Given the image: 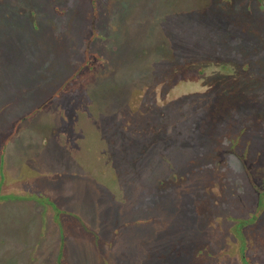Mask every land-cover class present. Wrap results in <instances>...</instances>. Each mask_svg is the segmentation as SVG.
I'll list each match as a JSON object with an SVG mask.
<instances>
[{
	"label": "trees",
	"instance_id": "1",
	"mask_svg": "<svg viewBox=\"0 0 264 264\" xmlns=\"http://www.w3.org/2000/svg\"><path fill=\"white\" fill-rule=\"evenodd\" d=\"M27 1L31 6H33V3L40 4L47 1L46 3L50 4V10L57 17L69 13L67 11L70 0H64L63 3L58 0ZM141 1L135 3L139 4L138 2ZM225 1L228 4L224 3ZM137 4L134 5L135 8ZM204 4L206 3L199 5L201 7L198 9V11L200 10L199 13L193 11L192 8L181 11L182 13H189L191 19H195L193 13H198L203 16L202 21L207 22V11H211L215 5L217 11L222 13L229 11L232 13L243 12L244 18L235 21L225 15L226 18H223V22L219 23L220 20L213 17L214 34H192L198 27L194 23L191 25L190 22H181L174 16L164 21L166 24L163 29L168 32L178 30L177 34H147V23H142L140 27L135 28L139 33L133 34L131 40L122 36L120 38L124 45L122 43L120 47L118 45L113 47L117 52L122 50L123 56L120 60L125 57L123 61L121 60L123 65L120 67L126 66L129 68L127 71L121 68L122 73L119 71L120 67L116 68L114 64H109L102 71L103 73L99 72V67H95L96 59L102 56L99 50L108 49V41L112 39L110 34H103L105 39L100 38V34H81L83 45L72 55L69 49L70 44L74 43L79 34H58L57 37L52 35L54 40H41L43 43L36 44L37 49L42 47L45 51L43 54H46L47 58L43 63L35 60V66L31 65L29 71L25 69V73L28 72L25 77H29L31 88L27 90L23 86L15 90L14 99L11 103L13 108H2L5 109V112L3 120H0V204L8 200L16 202L23 199L24 202L33 201L36 206L43 205L46 209L49 205H53L55 223L59 225L62 234L59 251L60 253L63 252V259H65L67 253V246H70L72 248V253H69L70 256L73 259H78L82 254L84 255L83 264H88L89 256L86 249L93 247L88 239H92L97 235L98 246L95 247V254L102 264H110L115 256L116 259L118 256L119 260L117 259L115 262L119 261V264L122 263L123 258L128 264H149V262H153V264H173L172 259L176 257L181 258V262L184 263L183 259L189 258L187 249L194 243L191 238L196 228L197 241L203 232L206 234V237L199 241V243H206L204 252L210 257L209 261L205 260V264H227L228 261H234L233 259H238L240 264L244 262L255 263L254 252L251 251L246 255H242L240 246L243 244L242 240L246 239L248 241L247 244H244V248L250 247L252 231L249 230V225L258 222L262 217L264 218V113L262 111L260 114L257 112L250 114L248 112L245 118L236 116V113L237 107L240 106L238 100L242 101L248 98L247 102L252 103V100L253 103L259 102L261 107L264 108V94L258 96L259 93H257V96L251 97L254 92L249 90L251 85H255V81H258L255 78L257 77L256 71L252 70L254 53L263 51L264 45L262 44L258 48L256 45L259 42L256 41L254 49L249 55H241L240 51H234L232 47L244 38L249 41L251 37L248 34H259L261 38L264 36V13L261 7L263 5L260 0H220L212 6L207 4L205 7ZM150 6H153V4H150ZM156 8H160L159 4H156ZM139 9L142 8L139 7ZM135 10L133 11L134 15L138 14V11L135 13ZM30 15L33 17V12H30ZM207 18L210 22L212 21L211 17L207 16ZM134 24L133 22L132 25L134 26ZM241 24L251 26L255 32L244 33V27ZM92 28L94 29V27ZM196 31H199V28ZM216 37H221L224 43L217 44ZM98 38L100 41L96 45L97 48L92 50L90 48L91 43L92 41L96 42ZM180 38L185 44L184 49L182 47L181 51ZM198 38H203L205 41H208V38L211 40L210 57H208V52H192L191 43L195 39L198 40ZM153 39L161 44L158 54L153 50L151 42ZM217 45L219 46L217 47ZM21 48L22 39H20L19 44H16V41L12 42L7 50L0 52V58H8L5 67L0 68V82L5 79L11 86L15 77H24L23 71L19 72L13 65L19 56L23 57L20 51ZM180 53L181 60H179ZM68 55L71 57L67 58ZM188 56H191V58L189 59ZM66 58L70 61L67 64L68 69L62 71L55 70L52 67L49 70V67L53 66L54 60L63 61ZM235 58L238 59V62L235 61ZM145 62H150L154 66L150 70H146L144 68ZM208 62H213L216 66L214 67L223 72V76L218 74L220 78L212 79L213 77H210L208 73L210 68L207 65ZM176 63H188L190 66L192 64L194 69L188 65L191 69L174 84L175 77L172 80L170 77L165 79L164 76H167V71ZM180 68H184V66ZM258 70L260 71L259 68ZM114 71L116 72L114 73ZM134 71H141V76L136 82L131 77ZM127 72L128 74L125 75ZM60 73H67V76L58 83L55 80V74ZM261 73L262 76L259 74V78H261L259 81L260 83L263 82L262 87L264 88V71ZM83 74L88 75L87 81H84V83L83 81L78 82ZM244 74H247L248 78L239 82V78L243 77ZM50 81L55 84H51L52 90L48 94L49 91L46 86L50 84ZM177 84L180 85L176 89ZM117 87L119 92L114 90ZM34 88H36V92L29 95V91ZM38 88L42 89L40 96L37 94ZM218 88L224 95V98H221L223 102L212 106V116H210L201 111V108L209 102L207 101L208 93L211 94V92H214L213 89ZM256 90L261 91V89ZM122 95L129 96L127 98L128 102L117 111H111L112 101L114 99L122 100ZM133 95L136 96L134 100L131 99ZM177 97H179L177 101L172 100ZM188 98L201 104L197 113L193 114L192 111L187 110L188 102L180 103V108L177 109L176 103ZM22 100L23 103H28L26 109L20 107L23 104ZM66 100H69L70 103L66 104L65 111H62L61 108ZM131 101L139 103L135 115L129 114L127 111L130 106H137L131 104ZM91 104L99 106L101 118L91 121V131L83 129L84 127L81 124L79 139L82 140L83 145H86L88 140L86 137L95 130L97 134L93 138L98 139L100 134L99 141L102 150L100 148L96 157H88V159L93 161L103 160L108 153L110 161L114 162L117 175L119 174V180L128 179L130 183L127 188L132 192L135 191L133 190L135 187H139L138 182L143 181L147 175L153 176V172L159 169L161 164H166L167 157L172 161L169 165H174L169 170V175L160 174L156 186L142 185L146 194L145 197L134 193L121 197L116 191L114 197L113 186L108 185L110 191L101 194L102 198L99 203L108 204V201L111 202L112 198L114 202L118 199L120 206H118L119 210L114 212L115 215L110 213L111 216L104 217L103 220L100 217L101 224H99L98 217L95 214L99 210H107L106 207L96 206V208L89 209V201L86 202V205L82 204V206L73 205L70 201L62 204L61 201L64 198L51 201L41 190V188L53 187L56 182L59 184L58 181L61 176L70 175L72 171H80L81 166L78 162L71 163L72 150L70 151V148L67 150L66 146L61 148L57 145L52 154H49V157L44 160L29 156L27 159L15 158L14 160H17V163L14 162L18 164L16 166L21 173L17 180L28 178L32 180L31 185L27 187L26 192L17 188L14 191L3 192L5 183H8L9 178V158L11 159L13 156V149L19 146L12 143V140L15 137H18V142L26 140L25 136H27L26 133L29 130L46 145L49 142L56 141V136L63 132L71 135L72 139L70 141L75 140L76 138L72 137L73 133L70 132V127L79 121L81 123L85 120L84 126H86L88 118L92 114L89 112ZM185 104H187V107L181 110ZM16 109L24 110L21 113L19 110L17 112ZM167 121L171 123L170 130L165 128ZM26 127L29 128L28 131H26ZM161 127L163 129L158 132ZM21 135L22 138L19 140ZM204 145H210L209 150L214 158V161L208 165L211 166L209 172L200 169L198 166L201 165V162L198 161L197 153L200 149V154H203ZM191 147H196L195 156L191 151ZM72 152L76 151L73 150ZM157 153L159 155L166 154V156H163V163L157 162ZM176 153H178V156L175 155ZM23 155L27 156L28 154ZM82 156L81 153L78 155V157ZM82 161L80 160V162ZM193 161H196L197 167L192 166ZM126 162L130 166H127L123 174L118 165ZM163 168L165 169V165ZM25 169L28 170L27 173L22 172ZM234 169L239 174L236 181L232 180ZM202 176H208L209 178L207 181L201 182L200 178ZM49 180L53 181L51 185H43ZM116 186L120 189L124 188V185H120L118 181ZM246 187L251 188L246 193V197L251 199L248 210L243 211L240 208V210H236L230 207L228 211L226 207L227 212L225 213L229 215V219L235 218L236 225L241 228L238 236V234L233 233L234 229L231 230L230 223L227 224V228L222 227L221 214L223 213H219V208L222 206L224 199L229 198L231 199L230 204L234 206V196ZM33 188L38 190H31ZM222 189H224L223 196L219 197L218 193ZM54 191H56L55 188ZM111 191L114 192L112 197ZM172 191L174 198L168 197V192L171 193ZM206 193L211 196L210 200L206 198ZM85 198L92 197L89 194ZM198 206H203L199 212ZM177 213L180 215L177 216ZM193 214L197 215L199 220L193 218ZM169 217L173 220L168 219ZM148 221L153 223V232L142 236L140 232L143 229L141 227L145 224L148 225ZM136 222H139L141 226L137 227ZM162 225L169 226L171 230L173 229V232L175 228L180 229L176 236L175 233H170V237L167 239H163V236H157L158 240L153 237L154 232L162 229L160 228ZM187 227L188 230L185 231ZM20 228L25 229L23 226ZM181 231L183 232L181 233ZM104 232L107 234H104ZM187 232H189V235H187ZM39 233L42 236L43 243L46 236L45 223L41 224ZM69 233H71L70 236ZM64 236L66 237L64 238ZM38 241L41 240L38 239ZM39 245L34 243L28 246L30 247L31 256H37ZM76 250L78 251L76 252ZM60 253L57 256L58 264H61L59 260ZM159 259H164V263ZM43 264H46L45 260Z\"/></svg>",
	"mask_w": 264,
	"mask_h": 264
},
{
	"label": "rangeland",
	"instance_id": "2",
	"mask_svg": "<svg viewBox=\"0 0 264 264\" xmlns=\"http://www.w3.org/2000/svg\"><path fill=\"white\" fill-rule=\"evenodd\" d=\"M58 1L61 3L64 2V0H58ZM137 1L139 0H70L67 11L69 13L64 14L61 17L59 16L57 17V15H55V13L50 10V4L46 3L47 1L41 2L40 4L33 3V6H31V4L27 0H0V52H4V50H7L11 46L12 42L16 41V44H19L20 39H22V48H21L22 50L20 51L22 52L21 55H23V57L21 58L19 56L17 61H15L16 63H14L13 65L15 68L19 70V72L23 71V75H24V77H20V76L15 77L11 86L10 83H8L5 79H3V81L6 83H4L3 81L0 82V120L2 121L4 118L5 109L6 108L9 109L12 107L11 103L13 102L14 99V91L20 87L22 88L23 86L26 87L27 90L31 88L32 85L30 84L31 81L29 77L28 76L25 77V74H28V72L25 73V69L29 71L30 70L29 67L31 65L35 66L36 65L35 60L41 63L45 61V59L47 58L46 54H43V52L45 51L40 46H39L40 48L37 49L36 44L43 43L41 42V40H51V41L54 40L52 35H54V37H57L59 36L58 34H70V33L79 34L78 37L75 39L74 43L70 44L71 47L69 49L72 55L73 52H77L79 48H81V45H83V40L80 37L81 34H100V38L102 39H105V36H103V34H110V37L112 39L111 41H108V49L99 50L100 51L99 53L102 56L98 57L95 61V67H99V72L100 71L102 72L108 67L109 64L116 65V68H119L121 65H123L122 61L125 59V57L121 59L122 61L120 60V58L123 56L122 50H119L117 52L116 49H114L113 47L115 45H118L120 47L122 43L124 45V42L120 38L122 36L123 37L125 36L124 38L131 40L133 34L139 33V31H137L135 28L140 27L142 23H147L146 24L147 34H162V35L177 34L178 30H176V32L175 31L168 32L163 29V27L166 24L164 21L169 17L174 16L177 17L178 20H180L181 22L182 21L190 22L191 25L194 23L196 27L199 28V31H196L198 29L197 28L195 29V31L192 32V34H214L215 27L213 25V17L217 20H220L219 23L223 22L222 19L226 18L225 15H227V17H230L231 20H235V21L242 20V18H244L243 12L232 13L229 11L222 13L221 11H217L216 6L214 5L211 11H207V16L211 17L212 21L210 22L207 16H206L207 22L202 21L203 16L198 14L200 12V10L198 11V9L201 8L199 5L206 3L204 4V7L207 4L209 6H212L213 4L220 2V0H142L141 2H138L139 4L135 3ZM260 1H262L263 6L261 7L264 13V0H260ZM224 3H226V1ZM136 4L137 6L135 8L134 5ZM150 4H153V6H150ZM156 4H159L160 8H156ZM139 7L142 9H139ZM186 8L189 9L192 8L193 11L194 10L198 11V13H193L195 14V19H191L189 13L187 12L182 13L181 10L185 11L184 9ZM134 10L135 13L138 11V14L134 15L133 14ZM30 12H33V17L30 15ZM131 20L132 23L134 22L136 25L134 24L133 26ZM241 25H243L244 27L243 28L244 33L255 32L254 28H252L251 26L246 24H241ZM92 27H94V29ZM248 36L251 37L249 41H246L247 38L246 39L244 38L243 40H240L239 43L234 44L232 49L234 51H240L239 53L241 55L243 54L249 55L250 53H252L256 41L259 42L256 45L258 48L261 47L262 44L264 45V36L262 38L261 36H259V34H248ZM221 37H216L215 40L216 43L219 45L220 43H224V41L221 40ZM99 41H100L99 38L97 39L96 42L92 41L90 48L92 50L96 49L97 48L96 45L99 43ZM179 41H180V51H181V48L185 44L181 38L179 39ZM151 42L154 52L158 54L160 52L159 47L161 44L157 43L155 39L151 40ZM189 42L191 43L192 41ZM211 45L212 42L211 40H209V38L208 41L203 40V38L201 39L198 38V40L195 39L191 43L192 52L193 53L208 52L209 53L208 57H210L209 48ZM219 45H217V47ZM182 49H184V47ZM254 54H255V58L253 60V64L255 66L252 65V70L256 71L257 77L255 78L259 81L261 80V78H259V74L262 76L261 72L264 71V50L259 53L255 52ZM70 57L71 56L68 55L67 58ZM188 57L189 59L191 58V56ZM67 58L63 59V61L58 59L54 60V62L52 63L53 66L49 67V70H51V68L54 67L55 70L58 69L65 71L66 69H68L67 64H69L70 62L69 59ZM7 59L8 58L5 59L3 57L0 58V66H1L0 68L3 69L5 67V63H7L6 62ZM179 60H181V53L179 56ZM235 61L238 62V59L235 58ZM188 65H189L188 63L185 64L176 63L175 65H172L171 67L174 69L171 68L170 70L167 71L168 74L167 76H164L165 79L166 78L168 79V77H170L173 80V78L175 77L174 78V84H175L182 76L186 75L185 73H187L191 68L194 69V66L192 64L191 66L189 65L191 68L188 67ZM207 65L210 67L208 73L210 77H213L212 79L220 78L218 77L220 75L223 76V72L215 68L216 66L213 62H208ZM153 66L154 64L151 65L150 62L149 63L145 62L144 68H146V70H150V68H152ZM183 66L184 68H180ZM121 68H123V70L126 71L129 70L128 67L122 66L119 68L120 72L122 71ZM258 68L260 69V71L258 70ZM115 72L116 71H114V73ZM128 72L125 73V75H127ZM55 75H56L55 76L56 82L58 81V83H60V81H62L67 76V73L66 74L60 73ZM87 76L88 75L83 74L82 77L79 78L78 82L83 81L84 83V81H87L88 79ZM140 76H141V71H134L131 75V77L134 78L135 82L138 80V78H140ZM245 78H248L247 74H244L243 77L241 76L238 81L240 82V80H243ZM258 81H255V85H251V88L249 89L254 92V94H252L251 97H253L254 95L257 96V93H259L258 96L264 94V88L262 87L263 82L260 83V81L259 82ZM113 83L114 81L110 85L111 87L113 86ZM51 84H55V83H52V81H50V84H47L46 86L47 90L49 91L48 94H50L52 90ZM179 85L180 84H177L175 88L177 89ZM110 86L108 87L110 88ZM256 89H261V91H257ZM114 90L119 92L118 87L115 88ZM41 91L42 89L38 88L37 90V94H39L38 96H40ZM213 91L214 92H211V94L208 93L209 94V96L207 97V101H209L208 104H204V106L201 108V111L209 114L210 116H212L211 115L212 106L221 104L223 102L221 98H224V95L221 93L220 88L213 89ZM34 92H36V88L30 90L28 94L29 95L30 93L34 94ZM38 96L37 98L39 100ZM128 97H129L128 95H122L121 96L122 100L114 99L111 103V109H112L111 111H117L118 109L123 107L128 102L127 101ZM135 98H136L135 95L131 96V99L134 100ZM178 98L179 97L174 98L172 100L177 101ZM248 99H244L242 101L238 100L240 106L237 107L238 110L236 116H239L240 118H245L248 112H250V114L254 112L260 114L261 111L262 113H264V108L261 107V103L259 102L253 103V100L251 101L252 103H250L247 102ZM30 100H31V96H30ZM185 102L189 103L188 107L187 104H185V106L182 107L181 110H184L187 107V110L192 111L193 114L195 112L197 113L199 108L201 107V104L198 101L194 99L191 100L188 98L181 100L179 103H176L177 109L180 108L181 105L180 103L183 104ZM68 103H70V101L66 100L65 104L61 108L62 111H65V106ZM131 104L137 106H130L129 108H127V111L129 112V114L135 115V111H137L139 108V103L136 101H131ZM90 106L91 107L89 109V112L92 113L90 114L92 117L90 116V118H88V123L86 124V126H84V123H86L85 120L84 122L81 123L79 121L77 124H73L70 127L71 130L70 132L73 133L72 137L76 138L75 140L70 141V139H72L71 135H68L66 132H63L56 136L55 138L56 141L49 142L46 145L41 141L39 137H36V135L33 132H31L28 127H26L27 128L26 131L29 130L26 133L27 136H25L27 138L26 140L24 141L22 140L21 142H18L17 141L18 137H15V139L12 140V143L14 144L16 143L19 146L13 149L12 152L13 156L11 159L9 158V162H8L9 178L7 181L8 183H5V189H3V192L14 191L16 188L26 192L28 190L27 187L31 185L32 180H29L28 178L24 180L23 179L17 180L18 176L21 173L19 168H17L16 166L18 164H15V162L17 163V160H14L15 158L22 157L23 159H27L29 156L31 158L38 157L39 160L40 158L44 160L49 157V154H52V152L55 150L57 145L60 146L61 148H64L66 146L67 150L70 148V151L71 150L76 151V152L71 151V158H72L71 163L74 164L78 162L81 166L80 171H72L70 175L61 176L59 177V181H60V182L58 181L59 184H57L56 182L53 187L41 188V190L44 191V193L51 199V201L54 200L58 201L57 199L62 200V198H64L61 201L62 204H65L70 201V203H72L73 205L82 206V204L86 205V202L89 201L90 202V206H88L89 209L96 208V206L106 207L107 210L102 209L95 214V216L98 217L99 224H101L100 217H102L103 220L105 219L104 217H108L109 215L111 216V214L113 215L115 211L119 210L118 209V206H120L118 204L119 201L118 199L115 200V202L113 201V199L111 198L112 193L116 191L117 194L121 197L129 196L132 193L140 194L145 197L146 194L144 192V188L142 185L148 184V186L149 185L156 186L160 174L163 175L165 174V176L169 175V170L173 168L174 165H169V163H172V161L170 160V158L167 157L165 160L166 164H161L160 168L153 172V176L147 175V177L144 178L143 181H141L140 183L138 182L139 187L133 186L135 187L133 189L135 191L132 192L129 190V188H127L130 183L128 179L119 180V174L117 175L114 162L110 161L108 153L107 155H105V159L103 160L93 161L88 159V157L89 158L96 157L100 148L102 150L99 141L100 134L98 135V139L93 138V136L97 134L95 130H93L86 137L88 139L86 145H83L82 140L79 139L80 138L79 134H81V124L82 127H84L83 129H85L86 131H91L92 130V128H90L91 121L101 118L100 116L101 111L99 106L97 104L96 105L91 104ZM3 107L5 109H2ZM20 107L26 109L28 107V103L24 102L23 104L20 105ZM18 110L19 112L22 113L24 109H16L17 112ZM165 128L169 130L171 129L170 121L166 122ZM162 129L163 127L159 128L158 132ZM21 138L22 135L19 137V140ZM209 148L210 145H204L203 154H200V149L198 150L197 153V157L199 158L198 161L201 162V165H198L199 168L202 170H206L208 172L210 171L209 168L211 167L208 166L209 163L214 161L213 154L210 152ZM191 151L195 156L196 147H191ZM25 153H27L28 155L27 156L23 155ZM80 153L83 154L82 157H78ZM175 155L178 156V153H176ZM163 156H166V154L159 155L157 153L156 160L158 163L164 162ZM34 160H38V159H34ZM80 160L83 161L80 162ZM18 162H20V160H18ZM195 162L196 161H193L194 163L192 164L193 167H197L196 166L197 164H195ZM164 165H165V169L163 168ZM118 166L119 169L121 168L122 170L121 172H123L124 174L127 166L129 167L130 165L129 163L126 162ZM203 166L205 167L203 168ZM27 171L28 170L25 169L22 172L27 173ZM238 176H239L238 171L234 169L232 174V180L236 181V178L238 179ZM208 178H209L208 176H202L200 179L201 182H205L207 181ZM117 181L119 182L120 185L121 184L124 185L123 189H120L118 186H116ZM52 183L53 181L49 180L48 182H45L43 185L49 186ZM108 185L113 186L112 188L114 190V192L111 191V197L109 195V197L111 198V202L108 201V204L107 203L100 204L99 200L102 198L101 194L109 190ZM158 185L160 186V184ZM54 188L56 191H54ZM246 189L242 188L241 192L237 193L234 196V200H235L234 206L230 204L231 199L229 198L227 200L224 199V201L222 202V206L219 208L220 209L219 213H223L221 214L222 227L227 228L228 227L227 224L230 223L231 230L234 229L233 233L235 235L238 234V236L241 228L238 227V225H236L237 222L235 221V218L229 219V215L225 213L227 212V208L229 211L230 207L236 210H240V209L243 211L248 210L247 208L251 204V199L249 197H246V193L249 192L251 188L246 187ZM31 190H38V189L33 188ZM223 191L224 189L220 190V192L218 193L219 197L223 196ZM116 192L114 193V197L116 196ZM89 194L91 195L92 198H88V199L85 198ZM172 194L173 191L171 193L168 192V197L174 198ZM206 194H207L206 198H209L210 200L211 196H209V193ZM21 200L22 201L17 200L16 202L8 200L7 202L0 204V264H43L44 260L46 264H58L57 256L60 253V251H58L59 248L58 246L61 244L60 239H62V236L60 235V233H58V230H56L54 226L55 224V219L53 216L54 206L49 205V207L46 209V207L43 205L36 206L33 201L24 202L23 199ZM17 206L18 207L21 206V207L18 209ZM198 207H199L198 209L199 212L203 208V206H198ZM179 215L180 214L177 213V216ZM193 215H194L193 218H197V220H199L197 215L195 214ZM168 219H172V218L169 217ZM20 220H22V222H20ZM42 223L46 224L48 230L47 231L48 236H46L45 239H48L49 241H46L45 243L44 242L42 243V236H40L39 233V229ZM106 223L109 224L108 221H106ZM136 225L137 227L141 226L139 222H136ZM21 226L23 227L26 226L27 232L25 231V229L22 230L20 228ZM152 226H153L152 221H148V225L147 224L143 225L141 227L143 229V231L141 230L140 232L141 235L146 236L150 234V232H153ZM160 228L162 229L155 230L154 232L153 237L156 239H158L157 236H161V237L163 236V239H167L168 237H170V233L172 234L175 233L176 236V234L180 229L179 228L177 230V228H175L173 232L172 231L173 229L171 230V228H169V226L167 225H162ZM187 230L188 227L185 229V231ZM249 230L252 231L251 239H250L252 241L251 244L249 245L250 247H247L246 249L244 248V244H247L248 240L243 239L242 240L243 244H241L240 246L241 249L240 251L241 253H243L242 255H246V253L251 251L254 252L253 255L255 258L254 264H264V218L262 217V219H259L258 222H254L253 224H250ZM182 232L183 231H181V233ZM196 233H197V229L195 228L191 238L192 242L194 243H192V245L189 246V249H187V252L189 253V258L183 259L185 264H205V260L208 261L210 260L208 254L204 252L206 243H199V241H201L206 237L205 232H203L202 236L199 238L198 241H197ZM104 234L107 233L104 232ZM70 235L71 233H69V236ZM187 235H189V232H187ZM65 237L66 236H64V238ZM38 239L41 241H38ZM88 241L91 242L93 246L86 249L87 255L89 256L88 264H102V262L99 261L98 257L95 254V247L96 245L98 246L97 235L92 239H88ZM34 243H38V245L40 244L37 247L38 252L36 257L31 256V253L29 251L30 247H28L29 244H34ZM77 251L78 250H76V252ZM66 252L67 253L65 259H63V252H61L59 255V260L61 264H78V260H80L79 264H83L82 260L84 259V255L81 254L80 257H78V259L77 258L73 259L70 256V254L72 253V248L70 246H67ZM109 254H111V252H109ZM85 257L87 258L86 255ZM117 259L115 256V259L112 260L110 264H119L118 263L119 261L115 262ZM159 260L164 263V259L162 260L159 259ZM233 260H234L232 261L233 264H240V261L238 259H233ZM172 261H174L173 264H184L181 262V258L178 259V257L173 258ZM228 262L232 264L231 261ZM228 262L227 264H229ZM120 264H128V262L125 261V259L123 258V261ZM149 264H153V262H149ZM243 264H251V263L244 262Z\"/></svg>",
	"mask_w": 264,
	"mask_h": 264
},
{
	"label": "crops",
	"instance_id": "3",
	"mask_svg": "<svg viewBox=\"0 0 264 264\" xmlns=\"http://www.w3.org/2000/svg\"><path fill=\"white\" fill-rule=\"evenodd\" d=\"M2 203H4V202H2ZM54 226H55V229L58 230V233H60V235L62 236L59 225H57V223H55ZM24 227H25V231L27 232V229H26L27 227H26V226H24ZM47 231H48V230H47V227H46V236H48V235H47ZM21 232H23V231H21ZM46 236H45V238H46ZM45 238H44V239H45ZM34 241H35V240H34ZM46 241H49V240H48V239H45L44 243H45ZM28 242H29V240H28ZM29 245H30V244H29ZM58 247L60 248V245H59ZM59 248H58V251H59Z\"/></svg>",
	"mask_w": 264,
	"mask_h": 264
}]
</instances>
